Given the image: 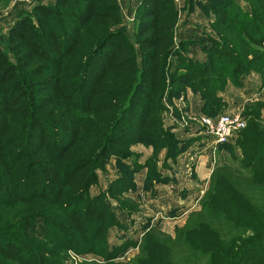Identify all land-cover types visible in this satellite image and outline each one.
<instances>
[{"label": "trees", "instance_id": "trees-1", "mask_svg": "<svg viewBox=\"0 0 264 264\" xmlns=\"http://www.w3.org/2000/svg\"><path fill=\"white\" fill-rule=\"evenodd\" d=\"M250 6L242 16L232 5L211 9L221 42L207 39L204 63L186 57L187 43H175L174 0H141L133 41L118 0H55L18 16L0 41V264H64L68 252L106 264L118 257L107 247L116 219L105 199L134 210L121 199L135 187L138 165L124 164L130 147L154 155L166 148L173 159L180 153L161 124L163 100L190 88L213 118L224 106L218 92L263 72L261 56L233 52L264 45V0ZM251 117L236 142V168L216 167L199 210L172 236H145L131 262L173 264L164 248L177 244L190 249L187 264H264V130L254 122L258 109ZM111 158L128 174L91 196ZM38 219L41 238L32 232ZM160 235L167 239L152 240Z\"/></svg>", "mask_w": 264, "mask_h": 264}, {"label": "rangeland", "instance_id": "rangeland-1", "mask_svg": "<svg viewBox=\"0 0 264 264\" xmlns=\"http://www.w3.org/2000/svg\"><path fill=\"white\" fill-rule=\"evenodd\" d=\"M54 1L55 0H33L30 4H24L21 2V0H0V41L4 43L3 39L6 38L9 29L17 20L18 16L22 14L23 11L30 9L31 6H34L36 4H51V2ZM250 1L251 0H174L176 9L178 11V23H177L178 28L177 30L175 29V35H176L175 39L176 38L180 39L179 35L181 36V31L185 33L184 37H186V39L181 42L187 43V47H185L187 51L186 57L190 60H193L188 56V49L191 44H196L201 46V44L205 40L207 41L209 37L221 42L220 38L218 37L219 33L218 34L216 33L219 32V30L215 31L216 30L214 26L215 16L210 12L213 7L224 9L225 5L227 6L232 5L235 6V8L233 9L234 11L232 13L238 12L236 14L242 16L241 14L242 12L250 14V11H252L250 8L251 7ZM230 10H232V8ZM124 27L126 29L127 36L133 41L134 40L133 22L127 23L125 21ZM194 29H200V33H198L196 37L197 40L195 42H194L195 40L194 33L192 32ZM229 35L230 38H232V40L236 38V36L233 35L231 32H229ZM175 43L178 44V41L176 42L175 40ZM245 44L247 46L246 48L238 47L236 50H233L234 54L238 57L237 59L245 58V54L248 50L251 52V55L250 57H247V59L256 60L257 57L261 56V58H263L264 60V45L262 47H258L247 43ZM172 61H173V67H175L177 64L176 60L173 59ZM251 72H255L262 76L264 70L262 73H258L257 71H251ZM233 86L236 88H241L239 82L233 84ZM224 90H222L221 92H223ZM188 91L193 92L190 88H186L185 91L181 93V95H179L178 97L174 96L173 98L170 99V101L164 99L163 109L160 112V120L163 130L167 131L172 136L174 143H176L172 145H175L174 148L178 150V152H180L178 156L181 153L185 154L181 156V158L179 159V161L182 163L181 167H179L180 169H178L177 166L175 169L176 175L178 174V170H179V176H174V167H173V173L171 172L172 168H170L171 170L166 171L167 169H169L168 161L169 160L175 161L177 158L175 157V159H173L172 157H165L164 155V158L161 160L160 163L161 166H160L159 155L161 153L166 154L167 151L166 148L159 150V153L154 155L153 149L150 147L152 153L143 164V168L147 170L144 180V189L147 193V199L142 194L141 195L136 194L134 192L135 187L133 190L121 195V199L126 203V206L128 207L130 206L134 208V210L132 211H129L128 209L122 211L132 216V218H128L127 222L132 224L136 222L137 226H133L129 228L127 225L120 224L115 217L116 220L114 224L109 228L111 230H116V232L118 233L122 232L123 238L125 236H129L130 238L132 237L137 238L139 236V241L137 242L138 253L140 248L143 246L142 240L145 236H148V238L150 234L151 235L164 234V236L166 235V237L170 235L172 236L175 229L182 228L184 226L187 217L191 212H195L199 210V201L203 196L204 192L207 190L210 178L216 167L226 165V166H231L232 168H236L239 162V159L237 160L239 154H238L236 142L238 140V136L241 131L236 135V137L231 142L224 145L221 148V150H219L218 155H217V151L215 150L216 152H215L214 161L211 159V164L212 166H214V169L212 170V173L209 176L208 184H206L205 189L202 187V184H199L198 182L196 184H193V182L190 183V181L195 180L193 168L195 164L194 162L197 161V156H195V151L192 149L187 150L188 144L191 147L193 140L191 141V139L189 140L182 139L180 142L175 136L173 130H175L176 128H180L182 130V126L184 123V127H187V131H198V133H202L210 137L211 135L202 128L201 119L199 120L195 119V122L193 121L184 122L183 120L178 119V117L176 116V112H175L177 105L176 101H180V97L182 96V94H185ZM201 101L203 102V107H204L203 99H201ZM254 109H258L259 112L261 113V111L264 109V102L255 100L250 103H247L244 106L240 115L245 121V128L247 125L246 119H252L251 114L254 113ZM171 111H172V116L170 114ZM222 111L219 112L218 114H223L224 112ZM245 113L248 114L246 115L247 117H244ZM202 114H203V110H202ZM254 122H256L257 124L259 123V125L264 130V118L258 119V121L254 120ZM181 143H183L184 145L181 146ZM130 151H131V147H130ZM138 159H140L138 155L132 153L131 158L125 160L124 164L131 165L132 167H134V165L137 164L136 161ZM145 165H147V167H144ZM118 173L119 175L128 174L126 168L118 166L116 159H115V164H113V158H112L111 162L109 161V164L105 167L104 170L98 171L97 173L98 180L101 179L102 182L107 180L110 183L119 177ZM135 173L136 172H134L133 174ZM172 174H173V179L171 178ZM182 178H185L187 182L180 184L181 186L176 191L177 199L172 200V198L170 197L171 193H169L170 190L164 191V193L161 191L165 196L168 197H164L163 195L162 196L157 195V193L158 194H162V193H159L157 189L155 190L154 189L155 186L164 185L163 187H166L167 184L169 185V183L170 185L172 183L177 184V182ZM133 182H134V178H133ZM95 187H98V185ZM190 189L192 190L191 191L192 194L190 195L189 199L186 200V195L188 196L187 193L188 190ZM106 201L110 207H114L116 205V208L118 209L117 203L114 202L112 199L106 198L105 202ZM153 201H157L156 202L157 204H163L162 206H164L165 209L162 210L161 206L154 205L155 208H153L149 213L147 209L152 205ZM176 202H178V204H181L182 208L176 207L177 209H172L171 206L173 204L176 205ZM140 204L144 206H142V208L139 209ZM32 232L37 238H41L44 235L45 228L43 225V221L41 219L37 220L36 228ZM164 236L160 235L159 237L154 238L152 240L153 241L158 239L160 241L166 240L167 238ZM128 245H130V247H135V243H129ZM107 247H108V243H107ZM125 248L126 247H118L117 248L118 249L117 252H119L118 257L116 259H113L107 264H134L131 261L138 254L134 257L126 256L127 252H124ZM164 249L168 250V253L170 254V258L171 257L173 258V264H187L184 261L187 258V256L191 255L190 249L188 247H184L183 245L170 244L168 245V247H165ZM64 264H106V262H104L103 258L96 256L94 254L77 255L73 252H68ZM140 264H147V263L142 262ZM188 264H201V263L195 260H191Z\"/></svg>", "mask_w": 264, "mask_h": 264}, {"label": "crops", "instance_id": "crops-1", "mask_svg": "<svg viewBox=\"0 0 264 264\" xmlns=\"http://www.w3.org/2000/svg\"><path fill=\"white\" fill-rule=\"evenodd\" d=\"M140 1L141 0H118L123 25L125 24V21L127 23L133 22L134 24V12H135L136 7L139 5ZM177 26H176V30L178 28ZM192 32L194 33V39H195L194 42H195L197 40L196 37L198 33H200V29H194ZM184 35L185 33L181 31V36L179 35L180 39L176 38L175 39L176 42L178 41L179 43L181 41H184L186 39ZM209 45L210 44L206 40L201 44V46L196 45V44H191L188 49L189 58L199 63H204L206 61V54H205L204 49L208 48ZM239 84L241 85V88H236L232 84L229 83L223 92H219L217 94V96L220 97L222 99V102L224 103V106L222 109L223 111L221 110L222 112L227 113V114H239L240 115L244 106L247 103H250L255 100L264 102V73L261 76L260 74H257L255 72H249L247 75H244L240 78ZM176 102H177V105H176L175 112H176V116L178 117V119H181L184 122H191V121L195 122V119L199 120L202 117H206L205 115H203L204 113L202 114L203 102L201 101V96L198 93L188 91L185 94H182V96L180 97V101H176ZM170 114L172 116V111L170 112ZM260 115H261V118L263 119L264 109L261 111ZM173 131L175 133V136L180 142L182 139H186V140L191 139V141L193 140L192 146L190 147L188 144L187 150H190V149L194 150L195 156H197V161L194 162L195 164L193 168L194 178L196 181L193 180V181H190V183L193 182V184H196L198 182L199 184H202V187L205 189L206 184H208L209 176L212 173V170L214 169V166H212L211 164V150L212 148H214V138L212 136L210 137L205 134L198 133V131H187V127H184V123L182 126V130L180 128H176ZM182 145L184 144L181 143V146ZM223 146H217V149H216L217 155L219 153V150H221ZM131 152L135 155H138V157L140 158L136 161L138 165V169L136 173L133 174L134 184H135L134 192L139 195L142 194L147 199V193L144 189V180H145V175H146L147 170L143 168V164L148 159V157L151 155L152 150L150 147L148 148L142 145H134L131 147ZM238 154H239V150H238ZM164 155H165L164 153H161L159 155V159H160L159 164L161 163V160L164 158ZM183 155L185 154L181 153L179 156L176 157L177 159L175 161L169 160L168 161L169 169H167L166 171H169L171 170L170 168H172L171 172L173 173V167H174V176H179V170H178V174L176 175L175 169H176V166L178 167V169H180L179 167H181L182 163L179 161V159ZM111 159H110V162H111ZM113 164H115V158H113ZM171 178L173 179V174ZM98 181H99L98 187L94 186L90 188L91 196H96L100 191L105 192L108 187L109 182L107 180L102 182L101 179H99ZM186 182L187 180L185 178H182L177 182V184L176 183H172L171 185L170 183L169 185L167 184L166 186L167 188L163 187L164 186L163 185V186H155L154 189L155 190L157 189L159 193H162V192L164 193V191L170 190L169 191V193H171L170 197L173 200V199H177L176 191L181 186L180 184L186 183ZM191 191H192L191 189L188 190V193H187L188 196L186 195V200L189 199L190 195L192 194ZM163 193L162 194L157 193V195L159 196L163 195L164 197H168V196H165ZM156 202L157 201H153L152 205L148 207L147 210L149 213L151 212L153 208H155L154 205L161 206L162 210L165 209L164 206H162L163 204H157ZM105 203L107 207L110 209V211L115 215L116 219L119 221L120 224L127 225L129 228L133 226H137L136 222H134L133 224L127 222L128 218H132L130 214L119 211L116 208V205L114 207H110L107 201ZM142 206L144 205L140 204L139 209L142 208ZM181 206H182L181 204H178V202H176V205L173 204L171 208L172 209L182 208ZM111 231H114V232H111ZM122 235H123L122 232L118 233L116 232V230L109 229L108 236H107L108 251H111L115 248L117 249L118 247H126L124 250V252H127L126 256H129V257L136 256L138 254L137 242L139 241V236L137 238L136 237L130 238L129 236H125L123 238ZM129 243H135V247H130V245H128Z\"/></svg>", "mask_w": 264, "mask_h": 264}, {"label": "built area", "instance_id": "built-area-1", "mask_svg": "<svg viewBox=\"0 0 264 264\" xmlns=\"http://www.w3.org/2000/svg\"><path fill=\"white\" fill-rule=\"evenodd\" d=\"M32 1L21 0L24 4H30ZM201 123L202 128L214 138V148L211 150V159L213 161L217 146L228 144L245 128V121L239 114L223 113L213 118L202 117Z\"/></svg>", "mask_w": 264, "mask_h": 264}]
</instances>
